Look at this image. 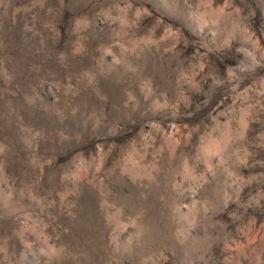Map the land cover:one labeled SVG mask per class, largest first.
Returning <instances> with one entry per match:
<instances>
[{
    "label": "rangeland",
    "instance_id": "374dc122",
    "mask_svg": "<svg viewBox=\"0 0 264 264\" xmlns=\"http://www.w3.org/2000/svg\"><path fill=\"white\" fill-rule=\"evenodd\" d=\"M0 264H264V0H0Z\"/></svg>",
    "mask_w": 264,
    "mask_h": 264
}]
</instances>
